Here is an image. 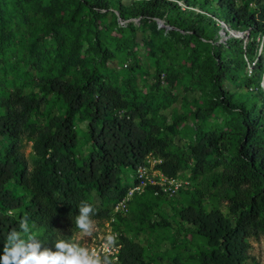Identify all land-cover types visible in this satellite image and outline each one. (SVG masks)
Returning <instances> with one entry per match:
<instances>
[{
	"label": "rangeland",
	"instance_id": "obj_1",
	"mask_svg": "<svg viewBox=\"0 0 264 264\" xmlns=\"http://www.w3.org/2000/svg\"><path fill=\"white\" fill-rule=\"evenodd\" d=\"M147 1L107 0L109 9L96 16L92 11L95 0H0V98L18 91L39 101L27 122L44 128L69 114L63 97L48 92L50 80L86 82L89 74H96L119 89L131 108L144 106L149 124L180 159L178 173L172 176L175 181L162 193L148 187L135 193L129 211L115 220L111 219L114 198L102 199L91 185L88 202L98 214L107 212L108 216L93 217L97 231L86 243L98 248L106 235L114 234L122 245L124 238L139 243L145 260L153 264H200L199 253L211 249L209 239L181 220L179 212L196 206L229 216L223 190L227 174L235 173L242 161L245 132L240 109L231 105L258 107L256 126L264 141V77H249L242 61L247 45L257 47L258 55L264 54V36H251L244 29L238 34L222 18L211 16L209 10L215 7L205 0H163L176 2L178 7L142 17L139 10ZM195 22L201 27L200 35L192 29ZM231 38L240 40L234 50ZM257 39L260 44L251 45ZM227 55L235 63L220 66ZM72 119L77 142L70 152L81 165L93 150L89 110L73 113ZM30 132L26 129L17 140L28 171L39 159ZM10 143L0 135V154ZM202 145L211 148L207 158L213 168L198 174L193 149ZM159 160L151 152L143 161L150 178H158ZM120 178L121 192L137 182L131 166L122 168ZM7 187L16 196L28 198L17 180ZM30 226L35 235L37 229ZM249 241L244 264H264V234Z\"/></svg>",
	"mask_w": 264,
	"mask_h": 264
},
{
	"label": "trees",
	"instance_id": "obj_2",
	"mask_svg": "<svg viewBox=\"0 0 264 264\" xmlns=\"http://www.w3.org/2000/svg\"><path fill=\"white\" fill-rule=\"evenodd\" d=\"M95 1L97 5L92 11L96 16L110 7L107 0ZM217 1L205 0L215 7L209 10L213 18H222L233 30L244 29L251 36H264V0ZM172 7L177 8V3L150 0L142 2L139 14L155 17ZM189 14L194 15V12ZM197 15L202 17L203 14ZM198 24L195 22L192 29L200 35L202 30ZM239 41L231 38L230 49L238 48ZM259 41L251 45L258 46ZM249 46L244 49L242 61L249 77L259 75L263 78L264 54L258 55L257 47ZM232 63L235 59L230 55L220 60V66ZM47 90L63 97L69 114L53 119L44 128L27 122L28 116L39 108V101L18 91L0 98V135L12 141L0 154V252L7 234L13 228L18 230L19 219L25 214L29 224L37 229L35 236L44 246L54 250L57 239H69L76 231L75 217L79 214L80 202H88L89 187H97L102 199L111 197L115 202L126 193L120 191L122 168L136 167L151 152L159 156L158 167L168 176H176L180 168V159L170 152L168 142L157 134L158 129L154 130L149 124L146 108L140 105L131 108L119 89L105 84L96 74H89L86 82L55 77ZM231 106L240 109L245 132L241 139L242 161L235 173L227 174L228 185L223 190L229 200V216L215 208L196 206H187L179 212L181 220L191 223L209 239L211 249L199 253L200 264H244L251 246L249 239L264 234V141L259 138L256 126L258 107L243 103ZM83 108L89 110L93 150L83 164L77 165L70 152L77 142L72 116ZM26 129H31L30 135L35 139L34 148L39 155L31 171L27 170L17 143ZM193 153L196 173L213 168L207 158L212 153L210 147L196 146ZM12 180H17L25 189L27 199L8 189ZM148 188L162 193L159 185ZM103 216H108L107 212L98 214L96 211L94 217ZM115 264L153 263L145 260L139 243L124 238Z\"/></svg>",
	"mask_w": 264,
	"mask_h": 264
},
{
	"label": "clouds",
	"instance_id": "obj_3",
	"mask_svg": "<svg viewBox=\"0 0 264 264\" xmlns=\"http://www.w3.org/2000/svg\"><path fill=\"white\" fill-rule=\"evenodd\" d=\"M95 214L92 203L81 201L79 214L75 217L76 232L69 239H57L54 250L33 235L29 217L25 214L19 219L18 230L13 228L6 236L0 264H115L116 235H106L99 248L89 247L86 243L97 231Z\"/></svg>",
	"mask_w": 264,
	"mask_h": 264
},
{
	"label": "built area",
	"instance_id": "obj_4",
	"mask_svg": "<svg viewBox=\"0 0 264 264\" xmlns=\"http://www.w3.org/2000/svg\"><path fill=\"white\" fill-rule=\"evenodd\" d=\"M252 66V64L249 65L250 71L252 70ZM133 170L136 173L137 182L132 187L128 188L126 193L121 198L114 202L112 211L113 215L111 218L112 220H115L117 215L124 214L129 211L130 202L135 193L144 191L149 185H159L160 189L166 190L167 184L174 183L175 181V178L169 177L168 175L166 176L161 170H158L159 174L157 179L150 178V176L147 174V164H145L144 162L138 164L133 168ZM109 224L110 222L108 221V225ZM101 244L99 245V247L101 246ZM121 248L122 244L117 241V247L113 256L115 262L118 261Z\"/></svg>",
	"mask_w": 264,
	"mask_h": 264
},
{
	"label": "bare ground",
	"instance_id": "obj_5",
	"mask_svg": "<svg viewBox=\"0 0 264 264\" xmlns=\"http://www.w3.org/2000/svg\"><path fill=\"white\" fill-rule=\"evenodd\" d=\"M235 32H238V34H240V33L242 34V32H240V31H235ZM232 33H233V31H232ZM233 34H235V33H233ZM236 34H237V33H236ZM240 37H241V36H240Z\"/></svg>",
	"mask_w": 264,
	"mask_h": 264
}]
</instances>
